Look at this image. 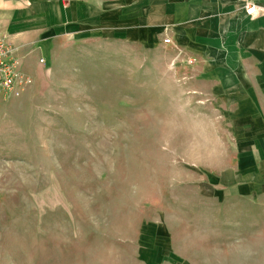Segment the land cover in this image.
Segmentation results:
<instances>
[{
    "label": "rangeland",
    "instance_id": "1",
    "mask_svg": "<svg viewBox=\"0 0 264 264\" xmlns=\"http://www.w3.org/2000/svg\"><path fill=\"white\" fill-rule=\"evenodd\" d=\"M133 1L0 0L40 16L25 45L3 34L31 84L0 98V264H264V191L240 167L264 137L162 40L115 36Z\"/></svg>",
    "mask_w": 264,
    "mask_h": 264
},
{
    "label": "crops",
    "instance_id": "2",
    "mask_svg": "<svg viewBox=\"0 0 264 264\" xmlns=\"http://www.w3.org/2000/svg\"><path fill=\"white\" fill-rule=\"evenodd\" d=\"M251 1L263 12L248 16L236 0H134L136 11L127 15V24H122L115 36L131 43H143V46H152L162 40L164 47L176 52L171 61H181L193 67L197 85L204 84L208 79H200L210 73L211 78L219 82L215 87L223 88V103L238 100L242 135L264 137V1ZM79 7L80 18L87 21L86 6L79 4ZM70 12L76 15L77 11ZM112 14L117 18L114 23H126L119 10ZM39 24L40 16L36 11L9 10L6 2L4 6L0 5V34L9 31L12 35L8 36L15 47L31 42L40 32ZM231 32L238 36V43L226 42ZM165 38L171 40L170 44L163 42ZM233 47H239L238 53L232 51ZM21 51H17V55L22 72L27 75L28 68ZM237 57L239 62H233ZM234 87H239L238 99L233 94ZM222 101L218 100L219 103ZM243 150L240 167L256 168L257 171L256 176L241 174L245 177L243 183L247 188L255 185V189L262 193L264 146H260L259 140L252 139Z\"/></svg>",
    "mask_w": 264,
    "mask_h": 264
},
{
    "label": "built area",
    "instance_id": "3",
    "mask_svg": "<svg viewBox=\"0 0 264 264\" xmlns=\"http://www.w3.org/2000/svg\"><path fill=\"white\" fill-rule=\"evenodd\" d=\"M243 11L251 17L263 12V9L255 5L251 0H236ZM165 44L171 40L165 38ZM189 63V60L187 61ZM176 62H171V69H174ZM31 84L28 76L21 70V62L17 56L15 47L0 34V98H8L23 93Z\"/></svg>",
    "mask_w": 264,
    "mask_h": 264
}]
</instances>
